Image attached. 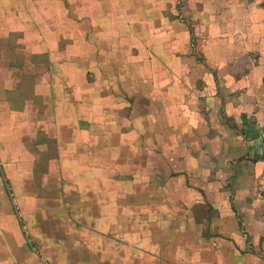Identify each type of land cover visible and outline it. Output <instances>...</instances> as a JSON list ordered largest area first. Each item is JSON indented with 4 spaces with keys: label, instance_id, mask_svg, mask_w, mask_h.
I'll list each match as a JSON object with an SVG mask.
<instances>
[{
    "label": "crops",
    "instance_id": "1",
    "mask_svg": "<svg viewBox=\"0 0 264 264\" xmlns=\"http://www.w3.org/2000/svg\"><path fill=\"white\" fill-rule=\"evenodd\" d=\"M41 251L264 264V0H0V264Z\"/></svg>",
    "mask_w": 264,
    "mask_h": 264
},
{
    "label": "rangeland",
    "instance_id": "2",
    "mask_svg": "<svg viewBox=\"0 0 264 264\" xmlns=\"http://www.w3.org/2000/svg\"><path fill=\"white\" fill-rule=\"evenodd\" d=\"M95 68V67H94ZM82 73V72H81ZM81 75V80L80 81H78L77 83L79 84V83H81V81H84L85 79H87V75H88V73H82V74H80ZM79 76V75H78ZM95 78H98L97 76L95 77ZM90 88H91V85L89 86ZM90 88H87L86 87V89H90ZM95 92H97L98 90H97V87L94 89V87L92 88ZM83 90V89H82ZM82 90L81 89H77V90H75V92L73 93V94H76V95H81L82 94ZM50 106V105H49ZM122 124H123V122H122ZM102 126V125H101ZM110 127H116V125H115V123L114 122H110V123H108L107 124V128H110ZM102 128H103V126H102ZM102 130H104V129H102ZM90 131H91V135H90V137H89V139H88V143H89V150L92 152V153H94L95 151H97V149H96V146L98 145V142H99V139H98V134H99V132H100V124H99V121H96V119L91 123V126H90ZM59 158H60V160L62 161V164H63V166H65L64 164H65V162H66V160H65V158L63 159V156H61V154H59ZM107 163H112L113 161H110V160H107L106 161ZM64 169V168H63ZM92 171H94V170H92ZM83 201H86L85 199H83ZM13 203V202H12ZM61 203H62V206L64 205V202L63 201H61ZM73 203V202H72ZM14 204V203H13ZM68 202L66 201L65 202V207H64V209H67L68 211H69V209L70 208H72V211L74 210V209H77L78 208V206L77 205H75V206H72V207H70V204H69V206H68ZM87 205L89 206V207H91L92 205H93V203H87ZM58 206V205H57ZM57 206L55 205V211L54 212H56V211H61L60 209L61 208H57ZM80 206H82V204L80 205ZM72 211H70L71 212V216H75V213L74 212H72ZM39 213H42V211H39ZM76 216H78V215H76ZM108 218H111V217H108ZM117 220V219H116ZM117 225V226H116ZM132 229H130L129 231H131ZM107 231L108 232H105V233H107L104 237L105 238H107V240L108 241H110V242H113V243H116V245H119L120 247H122V249L123 250H125V249H127V248H125V247H123V246H125V245H127V244H124L123 242H121V241H119L120 239H124L125 237H126V235H128V233H130V232H128V231H126V230H123V231H121L120 229H119V225H118V223H117V221L114 223L113 222V224H111L110 226H108V229H107ZM120 231V232H119ZM123 233V234H122ZM125 233V234H124ZM13 237H14V234L12 233V235H11V240L13 241ZM20 241L22 242L23 240L22 239H20ZM129 241H130V245L129 246H126V247H134V245L133 244H135L136 243V238H130L129 239ZM72 243L71 242H66V245H67V247L69 248L70 247V245H71ZM79 251V250H78ZM126 251V250H125ZM42 252V251H41ZM43 253V255L45 256V258L46 259H48L50 262H52V264H58L57 262H53L52 261V259H50L48 256H46V254H45V251L44 252H42Z\"/></svg>",
    "mask_w": 264,
    "mask_h": 264
}]
</instances>
